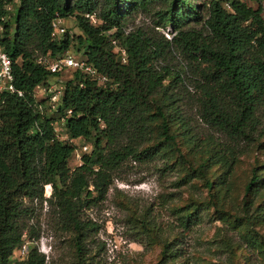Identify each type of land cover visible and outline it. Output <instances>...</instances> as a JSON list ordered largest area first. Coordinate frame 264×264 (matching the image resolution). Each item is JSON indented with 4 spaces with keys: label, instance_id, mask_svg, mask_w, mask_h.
<instances>
[{
    "label": "trees",
    "instance_id": "16d2710c",
    "mask_svg": "<svg viewBox=\"0 0 264 264\" xmlns=\"http://www.w3.org/2000/svg\"><path fill=\"white\" fill-rule=\"evenodd\" d=\"M15 1L0 0V17ZM262 10L261 1L253 8L242 0H18L15 27L11 32L10 20L4 22L0 37L22 91L0 93V264H47L37 245L14 256L23 235L39 238L28 222L44 200L54 234L70 235L73 264H103V224L89 210L105 200L123 163L152 159L164 147L187 164L180 184L201 179L208 197L173 208L180 232L171 240L138 218L136 240L149 232L161 244L155 264H182L186 233L210 207L252 230L264 224V163L251 168L239 206L227 200L240 156L264 139ZM139 14L153 26L127 31ZM56 16L74 18L83 60L106 78L98 84L74 69L57 120L47 115L46 98L34 95L61 73L38 58L62 56L74 39L67 31L52 36ZM159 28H169V37ZM57 121L67 139L57 137ZM76 139L92 148L70 168Z\"/></svg>",
    "mask_w": 264,
    "mask_h": 264
},
{
    "label": "rangeland",
    "instance_id": "374dc122",
    "mask_svg": "<svg viewBox=\"0 0 264 264\" xmlns=\"http://www.w3.org/2000/svg\"><path fill=\"white\" fill-rule=\"evenodd\" d=\"M248 6L257 7L258 1L262 4L264 17V0H244ZM18 0L11 5L10 18L11 32L13 31L14 16ZM63 24L69 35L74 37L67 52L76 59H83L82 47H78L75 37L80 34L73 17L63 18ZM153 20L148 15H137L128 24L127 31L138 27H152ZM169 28H159V32L169 37ZM74 69L63 70L53 83L63 84L71 78ZM191 89V87L189 88ZM37 98H43L36 92ZM47 105V104H46ZM45 105V106H46ZM45 109V108H44ZM48 116L57 120L59 113L46 106ZM56 134L59 139H67L61 122H56ZM157 129H155L156 131ZM156 139H153V143ZM261 144L254 143L246 153L240 156L231 176L232 191L228 196L234 206H239L243 186L248 181L251 168L254 164L264 163V139ZM77 146L68 159L70 168L81 163V155L91 150V142L84 139L73 140ZM87 145L83 152L82 147ZM183 153L187 149L181 147ZM78 155V156H77ZM187 164L179 159L171 147L159 149L152 159L137 162L127 160L116 172V177L110 186L105 200L96 208L89 210L92 217L102 222L98 239L103 241L105 250L101 255L103 264H155L159 258L161 244L149 232L145 239L136 240L138 218L144 216L147 226L161 237L171 240L180 232L178 220L173 208L184 206L194 199H207L208 193L201 179L188 178L184 184L181 178L185 174ZM50 185V184H49ZM51 185L44 187L46 190ZM50 191V195H51ZM49 206L43 201L40 206L35 203L34 212L29 219V224L39 234L33 240L28 235H23L25 250L36 246L46 255L47 264H73V247L70 235L57 233L51 227ZM222 218L219 219L218 217ZM184 240L186 253L178 259L182 264H264V224H258L254 230L244 223L236 222L229 216L215 213L213 208L203 212V220L194 226ZM15 258L19 255L14 252Z\"/></svg>",
    "mask_w": 264,
    "mask_h": 264
},
{
    "label": "built area",
    "instance_id": "2783aa9c",
    "mask_svg": "<svg viewBox=\"0 0 264 264\" xmlns=\"http://www.w3.org/2000/svg\"><path fill=\"white\" fill-rule=\"evenodd\" d=\"M244 1V0H242ZM225 6L228 4L225 2ZM7 13L0 17V37L4 31V22L10 20L12 16L11 5L6 6ZM93 23L96 22L93 15L89 16ZM52 36L59 37L63 35L66 31V28L63 24V18L56 16L52 22ZM113 43H115L113 41ZM116 51L121 57V61L125 62L126 53L123 48L116 46ZM38 61L45 65V67L50 70L52 73L62 72L63 70L73 68L79 69L82 72L86 73L91 79L96 80L98 84H102L106 78L100 75L96 69H94L91 65L87 64L83 59H76L73 55L65 52L62 56L51 59L47 56H42L38 58ZM8 92V93H17L18 95H22V91L17 90L14 85V74L12 71V60L8 53L4 50L3 46L0 43V93ZM36 92L42 94L46 98V104L48 109L56 110L58 105L61 103V98L64 93L63 84H57L50 81L46 84H39L34 89V95L36 96ZM70 113V110H67V114ZM83 152L87 150V145L82 147ZM77 154V149L75 150ZM78 156V155H77ZM46 186V185H45ZM19 256H25L27 250H25L24 245H21L17 249Z\"/></svg>",
    "mask_w": 264,
    "mask_h": 264
},
{
    "label": "bare ground",
    "instance_id": "6f19581e",
    "mask_svg": "<svg viewBox=\"0 0 264 264\" xmlns=\"http://www.w3.org/2000/svg\"><path fill=\"white\" fill-rule=\"evenodd\" d=\"M50 191H51V189H50V187H48L47 190H46V196H47V197L50 196Z\"/></svg>",
    "mask_w": 264,
    "mask_h": 264
}]
</instances>
